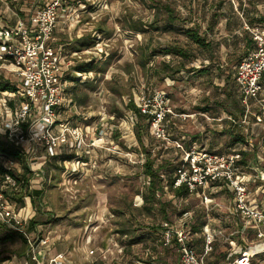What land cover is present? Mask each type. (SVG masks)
<instances>
[{
	"label": "rangeland",
	"instance_id": "1",
	"mask_svg": "<svg viewBox=\"0 0 264 264\" xmlns=\"http://www.w3.org/2000/svg\"><path fill=\"white\" fill-rule=\"evenodd\" d=\"M85 1L91 4L93 0ZM158 1L162 5H170L181 20L174 24L171 31L165 28L164 20L168 15L157 0H108L107 7L99 5L97 8L88 4L79 8L81 22L75 29L70 23L58 26L55 40L66 43L68 54L79 53L74 57V67L80 62L92 60L97 64V69L92 74L88 73L87 78L66 77L72 82L66 90L68 98L89 115H98L102 100H106L108 114L115 117L112 125L120 126L123 115L130 111L128 105L134 92L138 101L142 96L163 92L170 97L171 106L178 114L188 115L186 119H176V126L172 127L183 142L186 140L187 145L205 147L222 154L233 149L247 151L250 153L247 164L255 167L258 175L263 177L264 122L258 123L256 116L261 114L264 117V103H250L252 113L243 117L239 115L237 123L232 122L228 111H236V104L241 105L238 87L233 83L234 73L238 63L250 51L244 33L246 25L260 23V18L264 17V0ZM28 7L29 0H0V24H14ZM132 19L156 22V28L133 31L129 28ZM210 25L212 30H209ZM99 27L105 33L101 36L103 43L98 47L99 39L95 31L100 33ZM195 27H199V33L212 43L209 49L199 47L190 38L187 30ZM163 43H178L189 49L192 57L182 60L156 56L144 70L140 65L143 59L140 47ZM80 47L81 51L78 50ZM163 60H173L176 66L184 61L186 68L174 77L162 79L161 75L152 71V67ZM0 75L12 79L11 75L2 71ZM231 89L235 98L228 100V90ZM86 93H89V98L85 103L75 99ZM197 106H208L209 110L198 111ZM93 120H71L81 128H89L88 142L95 146L83 158L87 162L85 165H79L77 161L43 162L47 167L48 181L42 205L34 202V206L39 204L42 207L38 221L47 229L56 231L59 227L58 237L66 235L68 239L63 243L70 249L75 264H103L101 261L104 264H148L149 251L153 255L155 251L161 253L165 264L177 263L180 256L178 250L161 246L154 229L165 221L163 214L156 211L148 216L139 210L143 206L141 199L147 186L142 165L147 153L137 135L140 118L134 130L135 136L128 134L131 125L123 123L120 126L123 132L117 131L114 138L98 144L95 131L99 125L98 116L97 121ZM142 123L145 147L152 158L157 159V165L176 158L175 163H179L184 152L154 138L150 126L149 129L145 126V123L149 124L147 118ZM228 128L233 129L231 134L234 135L244 131L249 142L232 144L231 134L225 133ZM113 140L114 144L111 143ZM72 149L82 152L74 145ZM38 152L42 153L40 149ZM72 164L81 167L80 173L68 174ZM247 172L257 174L255 170ZM250 190L252 201L264 208V180H251ZM174 198L171 191L163 200ZM217 202L219 205L213 211L197 196L176 199L180 213H191L189 223L194 220L195 224L209 222L210 230L216 229L217 244L214 249L218 264L227 263V259L220 256L227 253V258L230 253L238 252L240 247L243 251L256 254L260 246L248 249L256 244L255 235L243 232L244 227L238 228L236 215L229 213L232 200L223 196L217 197ZM177 215L171 218L174 222L182 217L177 218ZM122 229L128 231V235H122ZM4 237L0 229V254L8 258L17 255L15 251L22 247L20 239L9 242L4 241ZM91 240L92 244L88 243ZM91 250H95V254H90ZM252 264H264V253L255 256Z\"/></svg>",
	"mask_w": 264,
	"mask_h": 264
},
{
	"label": "built area",
	"instance_id": "2",
	"mask_svg": "<svg viewBox=\"0 0 264 264\" xmlns=\"http://www.w3.org/2000/svg\"><path fill=\"white\" fill-rule=\"evenodd\" d=\"M88 4L94 8L99 5L107 7L108 0H93L91 4L85 0H29V7L14 24H0V70L12 76L11 83L16 88L0 91L3 109L0 111V134L28 156L31 171L28 182L20 180L22 163L13 156L0 153V223L26 238L28 253L36 264H69L67 250L47 262V250L57 242L53 230L43 224L31 228V223L39 214L38 207L34 206L35 200H39L34 191L45 192L48 181L44 163L53 158L74 155L67 163L77 161V164L85 165L87 162L83 158L95 147L88 142L89 128H81L71 120L80 122L94 118L93 121H97L98 116L99 125L95 130L97 144L114 138L117 131L123 132L120 127L123 123L131 125L128 134L135 136L134 130L139 121L138 114L130 110L123 115L120 126L112 125L115 117L108 114L106 100H102L98 115H89L66 94L68 85L72 83L66 78L68 75L82 79L87 78L88 73L74 69V57L79 53L68 54L66 43L57 42L55 34L61 24L70 23L75 29L81 22L79 8ZM246 29L253 35L256 47L238 63L234 78L241 102L247 109L245 116H248L252 113L250 103H264V23L247 24ZM95 35L98 36L99 47L103 43L102 34L95 31ZM16 99L18 102L13 103ZM170 101L167 94L157 92L142 96L138 105L140 113L149 122L154 138L184 152L182 163L173 175V187L185 186L190 195L201 198L209 206L211 195L228 185L233 193L232 214L243 220L244 228L257 229V242L248 249L261 247L256 254L243 251L240 247L238 252L230 253L228 259L236 255L232 264H252L255 256L264 253V208L252 201L250 183L251 180H264V176L247 172H257L255 167L239 164L241 150L233 149L222 154L205 147H187L172 127L176 126V119H186L188 115L178 114ZM256 119L258 123L264 122L261 114ZM111 143L114 144V140ZM73 145L81 148L82 152L74 151ZM251 146L254 147V144ZM144 163L145 159L142 165ZM80 171L81 167L72 164L68 174L76 175ZM146 179L149 184L150 179ZM169 192L170 187L166 185L163 197ZM190 216L191 213L187 212L176 222L162 223L164 245L170 246L176 239L183 264H207L205 257L213 251L217 232L210 230L209 225L205 226L204 252L199 254L190 245ZM90 254H95V250H91ZM103 258L106 256L103 255ZM15 259L18 260L16 255L0 264H9Z\"/></svg>",
	"mask_w": 264,
	"mask_h": 264
},
{
	"label": "trees",
	"instance_id": "3",
	"mask_svg": "<svg viewBox=\"0 0 264 264\" xmlns=\"http://www.w3.org/2000/svg\"><path fill=\"white\" fill-rule=\"evenodd\" d=\"M157 2H159L160 6L166 11L168 15L167 18L164 20L165 28L167 29V31H171L172 29H174V24L181 20L179 17H177V15H175V11L170 5H166V4L162 5L161 2L158 0ZM259 22L260 23L258 24L264 23V17H261ZM248 25L254 26L253 23L251 24L248 23ZM129 28L137 32L146 31L148 29L156 28V22L151 23V22L144 21V20L141 21V20L132 19L131 22L129 23ZM209 28H210L209 30H212L213 26L210 25ZM98 30L100 31L101 34L105 33V30L102 29L101 27H99ZM187 33L189 34L190 38L194 41V43H196L199 47L206 48V49H209L211 47L212 43L207 42L206 37L199 33V27H195V29H188ZM244 33L246 36V42L248 44V50L251 51L256 47L255 39L249 30L245 29ZM81 46H86V44L84 45L82 44ZM78 50L81 51L82 48L80 47ZM140 51H141V55H143V59L140 61V65L143 67L144 70L147 68L149 61L150 60L152 61L156 56L181 58L182 60L183 59L186 60L192 57V54L189 51V49H187L184 46L179 45L178 43H163L157 46L151 45V44H148V46L142 45L140 47ZM173 62H174L173 60H169V61L163 60L159 64H156V65L154 64V66L152 67V71L157 75H161L163 79L165 77H174L186 68V64L184 61L179 62L178 66L174 65ZM74 68L79 72L92 73L93 71L97 69V64L95 63L94 60L88 61V62L85 61V62H80L76 64ZM194 70H197V69H194ZM230 77H231V74L229 75V78ZM233 83L236 87H238L235 81V78H234ZM11 90H16L15 86L11 83V79L0 75V91H11ZM231 90H228L230 93L228 100L235 98V93L233 92V90L231 92ZM88 98H89V93L83 94V96L80 98L75 97V99H77L81 103H85ZM240 104L241 105L236 104L235 106L236 111H233V110L228 111L229 115L232 118L233 123L234 122L237 123V119L239 118V115L241 117L246 115V107L242 104L241 99H240ZM128 107L130 110L135 111L141 120V123L139 124V127L137 129L138 130L137 135H138L141 145L143 146L145 152L147 153V158L143 166H144V172L146 174V177L150 179V182L149 184H147L146 190L144 192L143 206L139 210L143 213H146L148 216H152L153 214H155L156 211H158L163 214L165 221H169L173 223L174 221L171 219L173 215L179 214L176 216L178 218L180 216H183L185 213H187V212H183V213L179 212V209L176 204V199H181V198L185 199V198H188L189 196H192L190 195V193L188 192L185 186H182L180 188L173 187V175L177 167L182 162L180 161L179 163H175L176 162L175 160L177 159L175 157L176 159L165 160L164 163L157 165V159L152 158L150 151H148V149L145 147V143L143 140V133H142L143 132L142 127L144 124L142 122L146 121V117L140 113L138 100L136 99L135 92L133 93L131 97V101ZM196 109L198 111H203V112L209 110L208 106H197ZM145 126L147 127V129H149L150 125L148 123H145ZM230 128L226 129L225 133L231 134L233 132V129L231 130ZM231 137H232V142H233L232 144L249 142L248 135L244 131H241L238 135L231 134ZM186 142L187 141L185 140V143ZM186 146L190 147V144L188 145L186 144ZM0 153H6L10 156H13L14 158L18 159L22 163L23 174L21 175L22 177L20 180L24 182H28L29 176L31 175L30 167L28 165V156H26L22 152V150L19 147H17L13 142L9 141L6 137H3L1 134H0ZM73 156L74 155H65L63 157L53 158L49 161L54 160L58 162L59 160H62L64 163H66ZM249 156H250V153H248L247 151H242V160L239 162V164L242 166L247 165ZM166 185H169L170 190L174 193L175 198L173 200H170V201L163 200V192H164V187ZM34 193H35L34 195H36L39 199V200H35V203L40 202V204L42 205L40 199L43 198L42 194H44V191L36 190L34 191ZM223 196H228L229 200H232L233 198L232 190L228 185H225L221 190L211 195L212 202L209 204L208 207H210V209H212L213 211L216 210L217 206L219 205V203L217 202V197L219 198ZM19 201H21V199H19ZM37 206H38L39 211L41 212L42 207H40L39 204ZM37 217L35 220L32 221L31 228H35L36 226L42 224L40 221H38ZM191 218H193V216ZM235 219L237 221V227L241 229L244 224L243 220L238 215H236ZM163 222L164 221H162V223ZM162 223L154 226V229L158 235L159 244L161 246L163 245L166 249H170V250L176 249L179 252V244L176 239L173 240L172 245L170 246L164 245ZM195 223H196L195 220L194 222H190V223L188 220L190 245L193 248H195L199 254H203L204 244L206 240L204 228L206 225L210 226V223L209 222H207V224L205 222H200L199 224H195ZM227 227H229V225H227ZM0 229L5 235L4 241L15 242L16 240L20 239L22 243V247L19 248V250L15 251L17 252L16 256L23 259L25 264H36L35 262L32 261L31 256L28 253L29 251H28L27 240L21 233L8 228L2 223H0ZM243 232H248L249 234L252 233L253 235H255L257 233V229L254 227L253 228L247 227L243 229ZM120 233L122 235H128L129 232L126 231L125 229H122ZM216 244H217V241L215 239L213 243V251L210 252L205 257L207 264H218V258L215 255V249H214ZM148 255H149L148 264H165L161 253L155 251V254L153 255L149 251ZM179 255L180 256L178 257V261L175 264H183L181 261L180 252H179ZM215 256H216V260H215ZM226 256H227V253L220 256V258L224 257V259H227L226 264H232L235 259V256L234 257L232 256L229 259L228 257L226 258ZM10 258L5 257L2 254H0V263ZM101 262L104 264L103 261Z\"/></svg>",
	"mask_w": 264,
	"mask_h": 264
},
{
	"label": "crops",
	"instance_id": "4",
	"mask_svg": "<svg viewBox=\"0 0 264 264\" xmlns=\"http://www.w3.org/2000/svg\"><path fill=\"white\" fill-rule=\"evenodd\" d=\"M259 171H257V173H258ZM264 173V172H263ZM256 203H258V202H256ZM259 205H260V203H258ZM261 206V205H260ZM228 210H229V213L231 214L232 213V207L231 208H228ZM52 225H54V224H52ZM56 225V224H55ZM54 225V226H55ZM58 226V225H57ZM59 233H60V230H59V227H58V230L56 229V231L55 230H53V234H54V237H55V239L57 240V242H56V244L55 245H53V246H51V247H49L48 248V250H47V262H48V260L50 259V258H52V257H54L55 255H57L59 252H62V251H65V250H69L68 251V256H67V258H68V263L69 264H75V262H74V260H73V258L71 257V255H70V249H67L66 247H65V243H63V242H65L68 238L66 237V235H62L61 237H58V235H59ZM92 244V243H91ZM62 245H64V247L62 246ZM18 257V256H17ZM9 264H25V262H24V260L23 259H21V258H19L18 257V260H12Z\"/></svg>",
	"mask_w": 264,
	"mask_h": 264
},
{
	"label": "bare ground",
	"instance_id": "5",
	"mask_svg": "<svg viewBox=\"0 0 264 264\" xmlns=\"http://www.w3.org/2000/svg\"><path fill=\"white\" fill-rule=\"evenodd\" d=\"M128 137V136H127ZM130 139V138H129ZM133 140V139H132Z\"/></svg>",
	"mask_w": 264,
	"mask_h": 264
}]
</instances>
